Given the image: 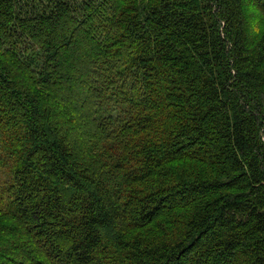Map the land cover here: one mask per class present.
<instances>
[{
  "label": "trees",
  "instance_id": "1",
  "mask_svg": "<svg viewBox=\"0 0 264 264\" xmlns=\"http://www.w3.org/2000/svg\"><path fill=\"white\" fill-rule=\"evenodd\" d=\"M0 264H264V0H0Z\"/></svg>",
  "mask_w": 264,
  "mask_h": 264
}]
</instances>
